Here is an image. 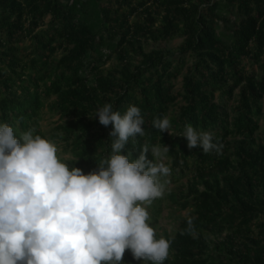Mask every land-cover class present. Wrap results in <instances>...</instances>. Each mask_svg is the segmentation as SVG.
<instances>
[{
    "label": "trees",
    "instance_id": "obj_1",
    "mask_svg": "<svg viewBox=\"0 0 264 264\" xmlns=\"http://www.w3.org/2000/svg\"><path fill=\"white\" fill-rule=\"evenodd\" d=\"M176 39V49L144 47ZM108 103L144 118L145 135L122 155L169 147L163 160L146 154L170 168L164 195L145 206L148 222L166 202L179 219L162 264H264V0H0V124L59 139L70 154L62 162L87 175L112 151V125L93 118ZM46 109L57 117L50 131ZM165 116L174 134L186 124L214 133L222 155L161 133L153 121ZM183 176L187 186L171 191Z\"/></svg>",
    "mask_w": 264,
    "mask_h": 264
},
{
    "label": "clouds",
    "instance_id": "obj_2",
    "mask_svg": "<svg viewBox=\"0 0 264 264\" xmlns=\"http://www.w3.org/2000/svg\"><path fill=\"white\" fill-rule=\"evenodd\" d=\"M96 117L112 125V151L87 175L62 162L55 143L34 136V128L17 137L12 126L0 124V264H120L126 250L145 264L168 258L171 241L157 238L145 206L164 195L167 181L160 178L170 175L146 154L150 149L163 160L169 147L145 144L130 160L131 151L121 152L129 138L145 135L141 110L131 105L121 115L108 103ZM153 127L185 138L189 150L222 155L224 145L213 142L212 132L186 124L174 134L166 116ZM193 220L187 219L186 232L194 230Z\"/></svg>",
    "mask_w": 264,
    "mask_h": 264
},
{
    "label": "rangeland",
    "instance_id": "obj_3",
    "mask_svg": "<svg viewBox=\"0 0 264 264\" xmlns=\"http://www.w3.org/2000/svg\"><path fill=\"white\" fill-rule=\"evenodd\" d=\"M182 39H176L173 40L171 43H145L144 47L146 51H150L153 49H159L161 47H168L176 49L181 44ZM117 64V58L114 57L112 61H110L104 69H111ZM181 88V79L179 80V83L177 85V89ZM177 108L171 112V114H175ZM57 117H52L50 113L48 112V109H46V113L44 115V120L42 121V127L45 131H50L56 124ZM259 136L261 137V140H264V121H262V128L259 132ZM51 142L55 143L57 146L58 152L57 155L61 159V161H64L70 157V154L66 153L63 149V145H61V141L59 139H50ZM166 165V162L164 163ZM188 178L182 177L181 180L177 183H173L170 185V190L177 192L179 188L182 186H187ZM188 211L184 210L182 212V216H187ZM149 223V222H148ZM179 219H178V213L175 212L173 209L168 207V202L164 204V211L161 215V217L158 219L155 226H153L156 229L157 237H164L166 235H173L178 227ZM150 225V223H149ZM151 226V225H150ZM131 259H134L131 251L130 255L128 256V261L124 260V264H132ZM142 262H145L144 260H140Z\"/></svg>",
    "mask_w": 264,
    "mask_h": 264
}]
</instances>
